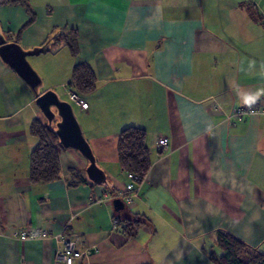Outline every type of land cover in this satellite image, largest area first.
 <instances>
[{"label": "crops", "instance_id": "0c3cea01", "mask_svg": "<svg viewBox=\"0 0 264 264\" xmlns=\"http://www.w3.org/2000/svg\"><path fill=\"white\" fill-rule=\"evenodd\" d=\"M28 2L30 23L24 7L0 4V31L24 49L53 30L77 31L75 57L63 43L45 57L62 52L49 72L67 98L77 64L94 72L95 88L79 94L87 108L75 104L74 113L106 182L88 179V161L73 148L59 151L57 180L29 181L37 143L30 125L47 120L0 58V264H61L52 234L80 236V264H215L218 230L264 253V115L231 116L264 104V0ZM44 59L34 62L39 71ZM129 126L146 131L151 160L131 200L116 197L129 183L117 158L119 132ZM72 169L88 182L69 186ZM135 213L146 223L128 238L120 218ZM26 228L49 237L19 239Z\"/></svg>", "mask_w": 264, "mask_h": 264}, {"label": "trees", "instance_id": "16d2710c", "mask_svg": "<svg viewBox=\"0 0 264 264\" xmlns=\"http://www.w3.org/2000/svg\"><path fill=\"white\" fill-rule=\"evenodd\" d=\"M0 4L20 5L30 15L28 23L34 20V12L28 0H0ZM247 10L254 18L257 12L251 7H247ZM77 35L76 30L61 28L53 30L48 38H52V44L56 41L63 43L75 57L78 54ZM95 80L94 72L90 66L86 63H79L72 70L70 85L75 87L73 90L76 93L82 94L95 88ZM55 122L56 120L52 124L48 122L41 124L38 119L31 122L30 133L37 139L29 156V181L31 183H50L60 176L59 151L66 148L60 144L55 133ZM117 158L122 171L139 176L142 182L151 166L149 149L146 145V131L143 128L129 126L119 132ZM70 174L69 186L88 182L87 179L80 176L78 169H72ZM120 222L124 223V233L130 238L136 234L141 224L146 223V220L142 215L135 213L122 214ZM215 235V243L220 250V254L213 257L215 264H264V253L232 233L218 230Z\"/></svg>", "mask_w": 264, "mask_h": 264}, {"label": "water", "instance_id": "95a60500", "mask_svg": "<svg viewBox=\"0 0 264 264\" xmlns=\"http://www.w3.org/2000/svg\"><path fill=\"white\" fill-rule=\"evenodd\" d=\"M52 38L44 44L31 49H24L15 41H8L0 31V58L11 68L30 88L35 96V103L49 124L55 123V133L64 148H73L79 151L88 161L86 175L95 184L106 182L105 172L96 164L95 156L86 140L80 123L74 113L72 104L61 99L54 90L42 93L37 88L41 78L27 60L28 56L39 55L50 50ZM59 119V120H58ZM113 205L116 210L123 208V202L115 199Z\"/></svg>", "mask_w": 264, "mask_h": 264}, {"label": "built area", "instance_id": "2783aa9c", "mask_svg": "<svg viewBox=\"0 0 264 264\" xmlns=\"http://www.w3.org/2000/svg\"><path fill=\"white\" fill-rule=\"evenodd\" d=\"M69 101L73 104H78L82 108H87V103L82 97L76 93L73 89H67ZM253 114L264 115V104L256 103L250 105H243L233 108L231 116L242 119L244 116ZM157 146L163 151L168 147V139L161 137L157 141ZM129 183L126 184L125 192L118 194L116 197L125 198L131 200L134 193L139 189L141 179L135 174H128ZM119 222L118 218L113 220V224L116 226ZM49 237L48 233L44 230L26 228L22 229L19 233V239H39ZM52 237L60 247H57L54 253L56 262L61 264H80L83 256L87 253V250L82 249V241L79 235L67 236L64 234H52Z\"/></svg>", "mask_w": 264, "mask_h": 264}, {"label": "rangeland", "instance_id": "374dc122", "mask_svg": "<svg viewBox=\"0 0 264 264\" xmlns=\"http://www.w3.org/2000/svg\"><path fill=\"white\" fill-rule=\"evenodd\" d=\"M59 44H61L59 41H56V42H54L52 45H51V48H52V50H55V48H56V46L58 47V45ZM64 45V44H63ZM66 47V46H65ZM67 48V47H66ZM68 49V48H67ZM46 54L47 53H45V54H41V55H36V56H28L27 57V60H28V62L30 63V65L35 69V71L38 73V75H39V77L41 78V84L39 85V87L37 88V90H38V92H40V91H43V90H51V89H49L48 87H50L51 85H53L52 86V88H53V90L58 94V96L61 98V99H63V100H66V101H68V98H67V96H66V93H64V92H62L61 90H62V88H61V86H60V84H59V81H58V78H60L59 77V75H55V74H52L51 72H49V70H50V68L54 65V64H56V63H58V61H60V60H62V52H61V54L60 55H58V57L57 58H52V57H45L46 56ZM44 58H46L47 59V61H48V66H47V71H46V69H45V71L43 70V71H39L35 66H34V62H35V64H36V61H39V60H41L40 61V63H41V65L43 66V65H45L46 64V60L44 59ZM33 62V64H32V62ZM58 85V86H57ZM68 95V94H67ZM72 107H73V110L75 111V109H76V105L75 104H73L72 103ZM77 116V115H76ZM78 118V117H77ZM56 123V122H55Z\"/></svg>", "mask_w": 264, "mask_h": 264}]
</instances>
